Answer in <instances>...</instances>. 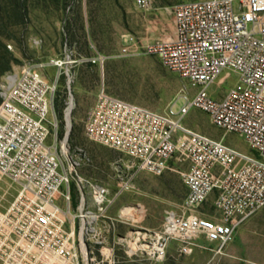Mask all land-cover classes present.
Here are the masks:
<instances>
[{"label":"built area","instance_id":"built-area-1","mask_svg":"<svg viewBox=\"0 0 264 264\" xmlns=\"http://www.w3.org/2000/svg\"><path fill=\"white\" fill-rule=\"evenodd\" d=\"M134 4L142 12L156 10L155 0ZM171 13L173 37L148 43L141 53L157 56L187 81L177 100L152 110L102 85L85 120L87 137L128 157L134 174L172 171L186 186L181 209L169 211L162 232L147 246L157 262L170 239L180 242L183 255L195 248L224 254L239 227L264 207V0H192L174 5ZM82 62L102 67L105 57L97 53ZM64 63H29L0 79V175L17 187L15 198L0 208V264H88L96 259L88 240L99 247L98 264H113L100 224L114 230L112 208L131 178H122L112 196L106 185L80 172L89 158L81 148L73 154L67 142L74 100L68 74L65 133L58 140L53 109L59 77L50 82L42 69ZM225 71L237 81L218 95L211 89ZM194 109L225 134L243 137L252 154L189 127L185 120ZM51 130L55 139L49 143ZM72 188L79 204L69 217L59 201L69 207ZM211 196L214 211L204 213Z\"/></svg>","mask_w":264,"mask_h":264},{"label":"rangeland","instance_id":"rangeland-1","mask_svg":"<svg viewBox=\"0 0 264 264\" xmlns=\"http://www.w3.org/2000/svg\"><path fill=\"white\" fill-rule=\"evenodd\" d=\"M185 1L192 0H155L156 10L146 13L136 8L134 0H0V70L5 65L4 52L11 57L10 69L1 77L29 63L48 64L51 59L66 62L61 67L47 65L42 69L50 82L59 77L53 109L59 121L58 140L65 133L68 74L74 100L67 142L73 154L81 148L89 158L82 162L80 172L106 185L112 196L119 191L122 178H131L130 188L120 194L112 208L116 218L114 230L109 231L107 222L100 224L107 236L106 246L113 249V264H264V207L239 227L222 255L199 248L183 255L180 242L170 239L163 261L153 260L147 246L162 232L169 211L181 209L187 196L186 186L179 174L172 171L161 176L134 174L127 168L128 157L85 134L86 117L102 85L114 96L158 111L173 104L188 86L186 80L166 69L157 56L141 53L142 46L173 37L171 8ZM123 48L128 49L125 55ZM97 53L105 57L102 67L82 62ZM223 76L227 78L220 83ZM236 81L235 73L225 71L211 91L224 94ZM189 90L195 92L191 87ZM185 123L213 138L224 137L227 144L252 154L243 137L233 132L225 134L200 110H192ZM54 139L55 132L51 130L48 142ZM16 194L17 187L0 175V208ZM213 200L211 196L204 204V213H213ZM59 202L69 210V217L77 213L79 201L73 188L69 207ZM87 245L96 255L88 264H98L99 247L89 240Z\"/></svg>","mask_w":264,"mask_h":264},{"label":"trees","instance_id":"trees-1","mask_svg":"<svg viewBox=\"0 0 264 264\" xmlns=\"http://www.w3.org/2000/svg\"><path fill=\"white\" fill-rule=\"evenodd\" d=\"M4 56H5V65L3 66V68L0 70V77L1 75L7 71L8 69H10V61H11V57H9L7 51L4 52ZM1 79V78H0Z\"/></svg>","mask_w":264,"mask_h":264}]
</instances>
